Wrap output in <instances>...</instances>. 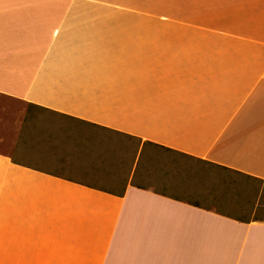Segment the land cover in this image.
Segmentation results:
<instances>
[{
  "label": "crops",
  "instance_id": "obj_1",
  "mask_svg": "<svg viewBox=\"0 0 264 264\" xmlns=\"http://www.w3.org/2000/svg\"><path fill=\"white\" fill-rule=\"evenodd\" d=\"M0 97V264H264V0H0Z\"/></svg>",
  "mask_w": 264,
  "mask_h": 264
},
{
  "label": "rangeland",
  "instance_id": "obj_2",
  "mask_svg": "<svg viewBox=\"0 0 264 264\" xmlns=\"http://www.w3.org/2000/svg\"><path fill=\"white\" fill-rule=\"evenodd\" d=\"M4 100H5V99H3V98L0 97V101H1L0 103H2V104H6V105H7V104H10L8 100H5V101H4Z\"/></svg>",
  "mask_w": 264,
  "mask_h": 264
}]
</instances>
